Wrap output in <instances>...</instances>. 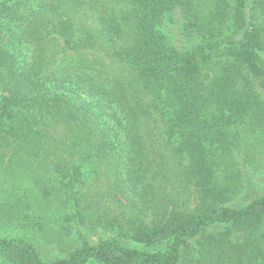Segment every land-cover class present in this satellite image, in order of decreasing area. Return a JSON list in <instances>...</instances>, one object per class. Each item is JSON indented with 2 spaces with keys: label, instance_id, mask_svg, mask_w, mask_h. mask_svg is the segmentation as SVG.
Masks as SVG:
<instances>
[{
  "label": "trees",
  "instance_id": "trees-1",
  "mask_svg": "<svg viewBox=\"0 0 264 264\" xmlns=\"http://www.w3.org/2000/svg\"><path fill=\"white\" fill-rule=\"evenodd\" d=\"M263 150L264 0H0V169L67 153L80 217L0 264H264Z\"/></svg>",
  "mask_w": 264,
  "mask_h": 264
},
{
  "label": "rangeland",
  "instance_id": "rangeland-1",
  "mask_svg": "<svg viewBox=\"0 0 264 264\" xmlns=\"http://www.w3.org/2000/svg\"><path fill=\"white\" fill-rule=\"evenodd\" d=\"M42 157L51 167L59 162L55 167L58 170L54 172L47 166L27 168L20 164L0 169V235L28 238L36 243L44 259H50L58 254L57 237L67 232L73 234L80 217L59 203L67 196L66 185L72 179L67 153H42L41 157L38 154L33 158ZM110 234L112 230L106 231L97 224L91 238L98 241Z\"/></svg>",
  "mask_w": 264,
  "mask_h": 264
}]
</instances>
